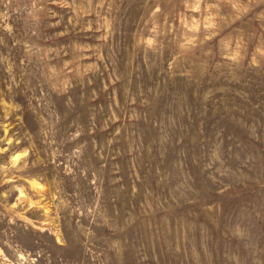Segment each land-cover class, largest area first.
Listing matches in <instances>:
<instances>
[{
    "label": "rangeland",
    "instance_id": "374dc122",
    "mask_svg": "<svg viewBox=\"0 0 264 264\" xmlns=\"http://www.w3.org/2000/svg\"><path fill=\"white\" fill-rule=\"evenodd\" d=\"M0 264H264V0H0Z\"/></svg>",
    "mask_w": 264,
    "mask_h": 264
}]
</instances>
